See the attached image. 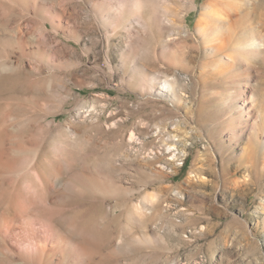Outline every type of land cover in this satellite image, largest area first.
<instances>
[{
	"label": "rangeland",
	"instance_id": "rangeland-1",
	"mask_svg": "<svg viewBox=\"0 0 264 264\" xmlns=\"http://www.w3.org/2000/svg\"><path fill=\"white\" fill-rule=\"evenodd\" d=\"M0 264H264V0H0Z\"/></svg>",
	"mask_w": 264,
	"mask_h": 264
},
{
	"label": "bare ground",
	"instance_id": "bare-ground-1",
	"mask_svg": "<svg viewBox=\"0 0 264 264\" xmlns=\"http://www.w3.org/2000/svg\"><path fill=\"white\" fill-rule=\"evenodd\" d=\"M120 4V3H119ZM125 5V4H124ZM124 5H122V3L120 4V5H116V9H117V11H119L120 10V13H122L123 11H124ZM142 5V4H141ZM138 6V5H137ZM231 6H232V2L231 1H227L226 2V4L224 5V6H222V8H221V11H218L219 13H223L224 11L226 12V15L229 13L228 11H230L231 10ZM239 8L241 9L242 8V5H239ZM141 12V11H140ZM212 17H214V16H212ZM225 17H222V20H225L224 19ZM226 21H221V23L223 24V23H225ZM231 32V31H230ZM229 35V38H227V39H229L230 40V38H231V34H228ZM228 37V36H227ZM254 39V38H253ZM255 41L256 40H258V39H254ZM253 40V41H254ZM234 60H235V57H234V55H233V52H229V53H227V55L225 56V58H224V63L225 64H230L231 62H234ZM163 85H164V87L165 88H167V89H170V90H175L176 91V89H177V87H175V81H171V80H168V79H165L164 81H163ZM247 86H250V84H247ZM250 99H251V101H250V103H244V105H242V107H241V109H240V113H242V114H246V116H252V115H254L253 114V110H254V108H251L250 107V104H255V101H254V96L253 95H251L250 96ZM253 117V116H252ZM252 117H249V120H251V118ZM258 117H259V115H255V119H254V125L255 126H257L258 125ZM232 121H233V119H232ZM231 121V122H232ZM232 124V123H231ZM232 125H234V124H232ZM252 129H254V128H252ZM132 134H134V133H132ZM132 138H135V136H132ZM27 217V216H26ZM29 218V217H28ZM9 219H10V217H9ZM12 219H14V218H12ZM11 219V220H12ZM16 219V218H15ZM14 219V220H15ZM13 220V221H14ZM18 220V219H17ZM29 220L31 221V219H27V222L29 223ZM5 221V220H4ZM6 221H8V220H6ZM40 222V221H39ZM9 223V222H8ZM26 223V222H25ZM24 225V224H23ZM8 226V225H7ZM17 226V225H16ZM21 226V225H20ZM30 226V225H29ZM14 223L13 222H10V225H9V227H8V230H7V232H13L14 230ZM3 229V228H2ZM28 230V229H27ZM29 231V230H28ZM2 232V231H1ZM6 232V231H5ZM30 234H31V232H29ZM41 242V241H40ZM43 242V241H42ZM39 243V242H38ZM40 244V243H39ZM36 246V245H35ZM40 249H42V250H46L47 249V246L44 244V243H41L40 245ZM39 249V250H40ZM60 249V248H59ZM64 249V248H63ZM47 251V250H46ZM64 251V250H63ZM62 251V252H63ZM41 252H43V251H41ZM45 252V251H44Z\"/></svg>",
	"mask_w": 264,
	"mask_h": 264
}]
</instances>
